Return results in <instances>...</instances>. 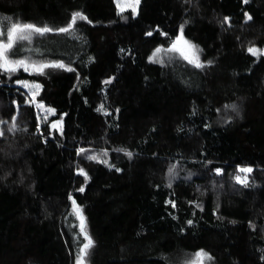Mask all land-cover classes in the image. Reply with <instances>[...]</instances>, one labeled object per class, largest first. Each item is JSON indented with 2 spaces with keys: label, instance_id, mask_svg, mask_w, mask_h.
<instances>
[{
  "label": "trees",
  "instance_id": "obj_1",
  "mask_svg": "<svg viewBox=\"0 0 264 264\" xmlns=\"http://www.w3.org/2000/svg\"><path fill=\"white\" fill-rule=\"evenodd\" d=\"M73 12L91 23L34 33L10 55L74 71H0V264H76L83 237L69 195L94 241L85 264H186L200 250L209 264H264V55L247 52L264 49V0H140L135 15L114 0H0V30L57 29ZM181 24L203 68L149 60ZM16 79L39 84L35 102L55 114L45 121ZM224 105L238 117L217 125Z\"/></svg>",
  "mask_w": 264,
  "mask_h": 264
},
{
  "label": "snow or ice",
  "instance_id": "obj_2",
  "mask_svg": "<svg viewBox=\"0 0 264 264\" xmlns=\"http://www.w3.org/2000/svg\"><path fill=\"white\" fill-rule=\"evenodd\" d=\"M115 3L117 5V9L119 11H123L125 9V7H130L132 10V14L135 15L136 14V5H138L140 3V0H124L123 4L121 3V0H115ZM244 3H247V0H244ZM118 14H119V12H118ZM244 17H245V22L252 19V17L247 12L244 13ZM77 19L88 21V18L86 16H84L82 13L73 12L71 14V19L67 23V25L64 27L57 28V29H52V28L48 27L47 25L40 27V26H37L35 24H31V23L14 22L7 28L6 40L3 38L4 33L2 31H0V71H2L4 73H8V74L16 73L19 69H23L24 72H36L39 74H43L44 69H46V68L64 69V70L69 71V72L74 71V69H72L70 66L65 65L63 63V61H50V62L36 63L33 61H29L26 58L13 59V58H11L10 53L14 49V46L16 45L17 41L28 40V39H30V36L33 33L40 34V35H43L45 33L52 32V31H56L58 33H69L70 31L73 30L75 24L77 23ZM229 19H230L229 17H224L223 22L228 23ZM88 23H91V21H88ZM185 23H187V21H185ZM183 28H184V25L181 24L180 25L181 32L183 31ZM146 35H151V33H146ZM194 48H195V46L191 45L190 42L185 41L183 39V36L180 35V36H177L176 40L172 42L168 51L179 52V54L183 57V59L187 60L188 63L192 64L196 68H203L204 64H202L199 61V57H198L196 51L193 50ZM161 51H162L161 48H159V47L156 48L154 50L152 56L149 57V60H153V57H155L157 55V53H160ZM247 52L250 53L254 57H259V56L264 55V49L257 48L256 46H249L247 48ZM207 63L211 64L212 61H208ZM110 80H111V78L108 81H105V83H109ZM15 83L17 85L23 86L24 88H27L29 90V93L32 96V102H35V97L38 94L39 89L41 87L39 84H31L29 81L21 80V79H16ZM13 103L15 104L16 102L13 101ZM36 107L44 110L45 115H44L43 119L45 121L48 120L49 114H55V109L45 108L43 103H36ZM102 108H103V106L101 105L100 108L97 109V111H101ZM233 108L235 109V106H233ZM15 119H16V117L13 116L12 120L15 121ZM37 120L38 121L40 120L39 116L37 117ZM5 123H7V121L0 120V124H5ZM59 124H60L59 120H54L51 122L50 127L55 129L58 127ZM15 127L16 126L13 123L12 125L9 126L8 131H13ZM36 127H37V129H39V127H40L39 122L36 124ZM3 136H4V131L2 129H0V137H3ZM86 151L87 150L84 148H79V149H77V155L86 153ZM121 151H123V150H121ZM104 155H107V153L105 152ZM125 155H127L129 158L132 157L131 152L125 151ZM86 158L88 160H96V161L101 162V163H107V161L100 160L98 155L86 156ZM109 167H114V166L109 165ZM77 171L80 175H82L84 177L85 181H87V179H88L87 172L83 168H78ZM116 171L119 172L120 169L117 168ZM214 171L217 175H220L222 173V169H220V168H216V169H214ZM252 171H253V169L251 167H248V166L242 167L239 165L237 166V172L238 173L248 174V173H251ZM168 174L170 177L175 176V165H172L169 167ZM234 179H235L236 183H238V184H241L244 186H247V184H248L247 175L238 174L234 177ZM168 187H171L170 183H169ZM78 191L83 192L84 188L81 187L80 189H78ZM68 198H69V200L72 201L71 214L74 215L76 217V219L79 221V234L83 237V242L79 248V252H78V255L76 257V264H85V257L87 255L89 249H91V247H93L94 241L92 240V238L90 237V235L86 231L85 218L83 216L82 209L76 203V201L73 200L71 195H69ZM166 203H170L173 207L176 206L174 201H166ZM190 203H192V202H190ZM196 206L200 207V205H196ZM187 223L189 225H191L193 223V221L188 220ZM250 227H253V226L250 224ZM195 257L196 258L194 260L188 261V262H186V264H202L204 257H207L209 259L211 258L203 250L198 251L195 254ZM262 259H264V257H262Z\"/></svg>",
  "mask_w": 264,
  "mask_h": 264
},
{
  "label": "rangeland",
  "instance_id": "obj_3",
  "mask_svg": "<svg viewBox=\"0 0 264 264\" xmlns=\"http://www.w3.org/2000/svg\"><path fill=\"white\" fill-rule=\"evenodd\" d=\"M114 3H115V0H114ZM121 3L123 4L124 3V0H121ZM116 5V3H115ZM137 7L138 5H136V11H137ZM116 8H117V5H116ZM117 11L119 13H123L125 11H131V8L130 7H125V9L123 11H119L117 9ZM1 31V30H0ZM6 35H7V31H6ZM5 35V36H6ZM34 35V33L30 36V38ZM182 34V32L180 31L179 34L177 36H180ZM183 39L185 41H187L184 36H183ZM6 40V39H5ZM176 40V39H175ZM189 42V41H188ZM191 45L195 46L194 44L190 43ZM170 48V47H169ZM164 49V48H161L162 51L160 53H157V55L155 57H153V60L151 61H158V62H165L167 60H173L175 59L178 55L181 59H183V57L179 54V52H176V51H168V49ZM194 51H196L198 57H199V61L201 62V59H200V53H199V49L197 46H195V48L193 49ZM185 60V59H184ZM187 61V60H185ZM188 62V61H187ZM202 63V62H201ZM192 65V64H191ZM19 70H23V69H19ZM11 74H14V73H11ZM31 84H35V83H31ZM21 86V85H20ZM22 88H24L23 86H21ZM24 89H27V88H24ZM28 90V89H27ZM29 92V90H28ZM29 97H30V100H31V103L32 104H36V102H32V96L31 94L29 93ZM233 106H235V109L233 108ZM42 110V109H41ZM239 107L238 105H224L222 106L221 108H219L218 110V114H217V118L215 119L217 125H221V124H224L230 120H233L235 121L238 117V112H239ZM44 112V110H42ZM42 112V113H43ZM12 125V124H11ZM0 129H2V127L0 126ZM4 131V129H2ZM196 257H195V254L190 256L189 258L188 257H181L179 259L180 262H188V261H192L194 260ZM202 264H209V259L207 257H204L203 258V261H202Z\"/></svg>",
  "mask_w": 264,
  "mask_h": 264
}]
</instances>
